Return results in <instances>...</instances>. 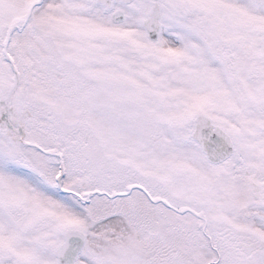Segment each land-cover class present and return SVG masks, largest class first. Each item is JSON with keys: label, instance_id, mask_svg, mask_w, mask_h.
<instances>
[{"label": "snow or ice", "instance_id": "6c2138e0", "mask_svg": "<svg viewBox=\"0 0 264 264\" xmlns=\"http://www.w3.org/2000/svg\"><path fill=\"white\" fill-rule=\"evenodd\" d=\"M0 264H264V0H0Z\"/></svg>", "mask_w": 264, "mask_h": 264}]
</instances>
